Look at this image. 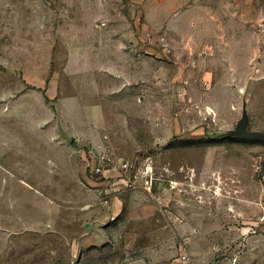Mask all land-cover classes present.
<instances>
[{
  "label": "rangeland",
  "instance_id": "374dc122",
  "mask_svg": "<svg viewBox=\"0 0 264 264\" xmlns=\"http://www.w3.org/2000/svg\"><path fill=\"white\" fill-rule=\"evenodd\" d=\"M149 1L171 8L138 27L165 81L109 79L100 98L53 41L56 0H0V264H264V142L235 134L243 112L264 132V0ZM218 87L235 107L220 118ZM89 149L149 156L155 187L110 193Z\"/></svg>",
  "mask_w": 264,
  "mask_h": 264
},
{
  "label": "crops",
  "instance_id": "0c3cea01",
  "mask_svg": "<svg viewBox=\"0 0 264 264\" xmlns=\"http://www.w3.org/2000/svg\"><path fill=\"white\" fill-rule=\"evenodd\" d=\"M127 1L130 5V12L124 10L122 14H117L115 5L109 0H56L57 8H55L54 15L57 19V28L56 32L52 33L53 41L68 42L67 57L76 59L74 63L69 60L67 72L92 74L93 77H90L88 82L92 81L94 89H98L95 83L98 75L100 98L107 95L109 79L117 83L116 88L119 90L144 81L154 82L157 76L162 77L164 81L166 79L167 69L160 65L161 62L153 54L154 47L143 45V53L146 56L140 58L139 50L142 40L138 34V27L142 19L147 20L146 25H153L162 17L167 18L168 15L170 16L171 8H158L153 1L149 0ZM85 59L86 61L83 62ZM219 89L220 87L216 88L217 91L213 95L215 99L210 104L213 106L214 114L220 118L230 115L234 104H229V100L225 101V93ZM95 104L97 106L95 113L102 117V102L96 101ZM222 126V128H228L230 124L227 122ZM74 136L81 137V134L76 133ZM97 146L104 147L102 143ZM71 161L74 160H68L70 162L68 166L72 169L68 178L70 175L74 178L76 171V166ZM262 185L263 194L260 201L264 205V172ZM110 203L112 205L104 209V213L102 212L101 216L104 218H109L119 212L120 207H117V203H120L119 197L112 196ZM262 228L264 230V226Z\"/></svg>",
  "mask_w": 264,
  "mask_h": 264
},
{
  "label": "built area",
  "instance_id": "2783aa9c",
  "mask_svg": "<svg viewBox=\"0 0 264 264\" xmlns=\"http://www.w3.org/2000/svg\"><path fill=\"white\" fill-rule=\"evenodd\" d=\"M83 155L90 172L104 177L110 193L132 188L136 183L146 192L155 187L154 165L149 156L138 162L136 159L116 160L111 154L92 149L83 152ZM180 259L186 262L189 257L185 253Z\"/></svg>",
  "mask_w": 264,
  "mask_h": 264
},
{
  "label": "water",
  "instance_id": "95a60500",
  "mask_svg": "<svg viewBox=\"0 0 264 264\" xmlns=\"http://www.w3.org/2000/svg\"><path fill=\"white\" fill-rule=\"evenodd\" d=\"M246 116L245 113H242L241 119L238 121V124L236 125L237 131L235 134L240 135L241 137L253 139V140H258V141H263L264 142V132L261 131H247L245 129V124H246Z\"/></svg>",
  "mask_w": 264,
  "mask_h": 264
},
{
  "label": "bare ground",
  "instance_id": "6f19581e",
  "mask_svg": "<svg viewBox=\"0 0 264 264\" xmlns=\"http://www.w3.org/2000/svg\"><path fill=\"white\" fill-rule=\"evenodd\" d=\"M207 110L212 112V109H210V108H208Z\"/></svg>",
  "mask_w": 264,
  "mask_h": 264
}]
</instances>
